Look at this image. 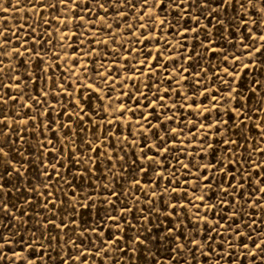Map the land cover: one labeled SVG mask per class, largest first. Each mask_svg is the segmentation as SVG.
<instances>
[{"label":"snow or ice","instance_id":"obj_1","mask_svg":"<svg viewBox=\"0 0 264 264\" xmlns=\"http://www.w3.org/2000/svg\"><path fill=\"white\" fill-rule=\"evenodd\" d=\"M3 2L4 0H0V12L6 11L2 7ZM7 2L11 5V0ZM30 3L39 7L41 16L36 23H28L27 36L21 38L23 28L15 32H6L4 28H0V264H45L46 256L49 260L53 259L48 249L55 251L57 247L71 249L61 256L59 264H88L90 257H99L100 264H105V257L113 259L114 264H129V259L134 261L136 258L135 246H146L148 238L144 236V232L151 231L147 224L158 215L157 201L166 203V207L171 209L166 213L167 218L170 219L173 215L179 218V226H175L170 219L171 226L161 236L162 242L173 245L169 264L173 261L180 264L181 258L184 264H189L188 253L192 254L196 264H200L198 256H203L207 261L214 259L215 264H229L230 261L235 264L241 258L244 264H264V217L260 216L264 212V195H259L264 194V187H253V184L259 185L261 179H264L260 178V171L264 170V166L252 158V153L258 152L264 159V148L259 146L260 141L264 140V128L252 121L251 127L259 135L255 147L246 139L245 132L253 115L256 120H264L259 115L264 111V97L258 98L254 107H248L241 99L239 88L234 87L237 83L235 65L240 63L242 56L251 61L242 65L249 71L264 64V0H30ZM50 11L60 15L49 17ZM111 13L115 14L114 17L110 16ZM161 14L164 19H160ZM169 16L171 20L168 19ZM201 18L207 23L201 24ZM109 19L112 20L111 23ZM237 19L239 24L236 27L244 26L243 32L248 42L238 41L243 44V49L240 55L232 53L231 62L226 51L221 53L224 63L232 64V71H229V67H223L218 72L216 66H211L212 79H208V68L201 67L197 72L191 71L193 62H202L209 53L215 56L221 52L215 46L217 41L213 36L219 35L221 30L228 31L226 21L231 24ZM61 20L63 31L60 27ZM130 20L135 21V28L133 23H129ZM189 20L193 22L191 26L188 24ZM53 24H56L55 41L49 31ZM253 26L260 33L258 36H253ZM37 28L40 29L39 33ZM125 32L128 34L125 40L136 38L135 43L126 44L117 39L120 33ZM149 32L154 35H149ZM157 32L159 34L155 35ZM165 32L173 38H179V47L175 51H179L180 56L169 55L167 60L164 59L165 52L173 51ZM104 35L112 37V42L119 45L117 49H109L116 57L110 64L105 63L109 59V51H105L109 41L103 39ZM141 35L143 39H139ZM232 35H236V32L233 31ZM161 37H164L163 40ZM190 39L194 44L192 47L188 46ZM153 41L162 45V48L148 47ZM137 43L139 48L136 47ZM13 44L18 46L10 48ZM197 46L203 54L197 51ZM21 48L24 49L23 52ZM53 48L58 50L53 51ZM120 49L129 55H121ZM61 52L64 53L62 62L55 63L61 61ZM132 53H136L135 63L131 59ZM49 54L52 62L45 60V56ZM13 57L17 58L20 67L12 63L5 65V59L11 61ZM181 57L184 64L180 63ZM117 61L128 62L125 64ZM169 62H174L173 66L177 68L175 75L170 71ZM45 63L48 64L47 68L44 67ZM63 64H68V69H64ZM56 68H61L60 77L56 75ZM89 68L92 69L91 72ZM77 69L82 71L78 72ZM126 71L132 74L125 76ZM165 72L168 75L164 80L154 79L158 73L163 75ZM70 76L74 80H69ZM145 76L148 77L147 82L142 79ZM86 80H91L92 83H85ZM165 81L169 84L168 88L162 87ZM216 81L227 87H212ZM252 83L254 87L249 89L251 96L247 97L248 104H251V98L256 95L257 89L264 91V82L254 80ZM65 84L72 89L71 92ZM77 84L81 87L77 88ZM117 84L119 94L113 95L118 91ZM185 84L189 86L188 92L181 90V86ZM33 86L35 92L32 90ZM89 90L90 95L85 97L84 92ZM92 94H95L99 106L88 104ZM76 95L80 98L76 99ZM233 95L237 97L235 104ZM61 96L64 97L63 102L60 100ZM125 98L129 104H135V107H129ZM201 98L207 102L203 106ZM52 100L56 103H52ZM21 101L25 102L21 104ZM82 103L86 107H81ZM58 105L60 111L57 113ZM69 107L76 111L69 112ZM93 107L94 113L88 110ZM18 108L21 111H17ZM45 108L48 111H44ZM109 111L111 116H108ZM129 112L131 117H127ZM137 112L139 117L133 120L132 117H137ZM237 112H240L239 116H236ZM189 114L195 117L190 126ZM10 115L12 123L9 122ZM25 116L27 119L23 118ZM57 117L62 122L57 123ZM65 117L66 120L63 119ZM95 117H99V120ZM125 117L132 141L123 135ZM85 119L91 124L87 131L92 134V138L87 140L84 139ZM170 124L178 127H170ZM133 127H136L135 132L132 131ZM73 128L77 131L73 132ZM115 128H119L121 133L119 148L116 147V133L112 131ZM32 129L40 133L35 147L31 144V135L34 134ZM161 131L164 135L160 134ZM234 131L245 140L244 156L237 155L234 151V147H241L233 139ZM149 134L155 138V143H149ZM140 137H143V147L135 143ZM77 139L82 144L72 147ZM193 140L197 141L195 145ZM176 141L181 143L178 145ZM124 142L133 150L140 148L139 152L133 151L135 160L130 159ZM93 143H97L95 148L92 147ZM24 145H28V149H24ZM108 145L113 147L115 161L119 162L122 169L128 163L130 168L145 177L149 171L155 172L152 182L142 184L139 176H133L129 172L133 176L132 188L135 191L129 189L128 193L117 192L114 186L109 190L108 185L121 177L116 172V163L105 151ZM217 145L222 147L223 155H218L221 149ZM189 148L194 151H188ZM77 149L81 152L80 156L76 155ZM121 151L124 156L120 155ZM150 152L154 154L149 155ZM36 156L43 166L39 173L43 191L32 180L24 183L21 188L26 172L29 175L31 173L30 166ZM181 156L187 158L188 163ZM125 157L129 159L125 160ZM196 157L207 162H198ZM66 159L72 160L73 164L81 168L77 175L84 177L94 175V169H99L102 159L108 160L112 175V180H108L105 174L104 179L108 183L102 184L98 193L102 205L107 206L108 215L101 217L103 223L97 221L94 226H85L78 234L76 229L81 226L77 223L76 213L82 208L95 207L96 196L92 192H84L82 196L78 193L79 186H73L76 176L70 181L64 175L65 171L71 175L70 168L65 167ZM171 160H175L176 164H172ZM193 168L196 169L195 172L192 171ZM246 172L248 175H245ZM253 172L257 177L255 180ZM165 180L167 185L163 183ZM225 184L227 187H224ZM57 185H67L71 190V197L67 190ZM177 185L187 186L185 197L188 195L187 189L193 191L192 198H188L186 204L165 201L169 193H174L179 198ZM214 185L218 200L202 207L210 197L196 196L195 191H212ZM13 189L22 197L25 193L35 194L36 200L25 198L23 204H17L10 198L14 195ZM53 189L56 191L53 192ZM104 192H109V196H105ZM137 193L146 198L144 203L147 211L142 212L145 223L136 228V235L131 240L125 241L127 229L133 227L128 215L132 214L136 218L132 202H135V211H142L139 207L140 195ZM122 196L125 199L130 197V203L124 204ZM110 197H114V200ZM85 201L89 203L85 204ZM68 204H72V215H61ZM37 205L47 215L43 222L36 221L39 223V236L33 232L25 240L20 234L21 229L27 231L28 221L33 219L28 207ZM189 207L195 210L191 214L188 212ZM13 208L16 211H12ZM58 208L59 213L56 211ZM225 208L228 210L226 213ZM181 209H184L183 215ZM190 215H195L197 219H189L185 224V216ZM189 224L192 226L191 235ZM117 230L123 235L117 236ZM73 235H77V239H72ZM41 237L46 241L47 248ZM86 240L92 241L87 247L94 248V252L81 247ZM97 240L99 244L96 243ZM34 245L39 247V252ZM18 248L22 250L18 251ZM121 255L125 257L123 262L120 260ZM153 260L155 264H161L160 258L155 254Z\"/></svg>","mask_w":264,"mask_h":264},{"label":"rangeland","instance_id":"obj_2","mask_svg":"<svg viewBox=\"0 0 264 264\" xmlns=\"http://www.w3.org/2000/svg\"><path fill=\"white\" fill-rule=\"evenodd\" d=\"M53 2H55V0H53ZM2 7L4 9H6L5 12H0V28H4V30L6 32H15L17 29L23 28V31L20 33L21 38L23 39V37L27 36L29 28H28V23H36L37 21H39L40 16H41V12L39 10L38 6H34L30 3V0H11V5H9V3L7 2V0H4ZM72 7H75V5H72ZM32 9V11H29V9ZM243 11V9H241V12ZM55 15H60V13H55V12H49L48 16H55ZM114 13H111L110 16L114 17ZM232 15H235V13H232ZM253 15H255V12L253 11ZM164 15L161 14L160 15V19H164ZM169 20H171V17H168ZM109 22L111 23L112 20L109 19ZM147 22V20H146ZM249 22L251 23V14L249 15ZM129 23H133V27L135 28V21L134 20H130ZM192 21L189 20L188 24L191 26L192 25ZM207 23V21H205L203 18H201V24ZM239 24V20L237 19L235 22L229 24L225 23V27L228 29V31H224L221 30L219 35H215L213 36V39L217 41L216 43V47L221 49V52H218L215 56H213L211 53H209L205 59L202 62H193L192 66H191V71L193 72H197L200 70L201 67L203 68H208L209 72H208V79H212V67L211 66H216V71H221V69L223 67H229V71H232V64L228 63L225 64L224 61L221 58V53L223 51H226L228 54V60L229 62L232 61V53H236L237 55H240L241 50L243 49V44L239 43L238 41H243L245 43H247V38L244 35L243 32V25H241L239 28L236 27V25ZM60 27L63 29V20H61L60 22ZM115 27V25H114ZM126 27V25H125ZM177 27H179V25H177ZM55 28H56V24H53V27L51 29H49V31L52 32L53 34V39L55 41V37H56V32H55ZM117 32H119V29H116ZM40 29L37 28V32L39 33ZM137 31H143L141 29H137ZM235 31L236 35H232V32ZM213 32L215 33V29H213ZM149 35H154L153 33L149 32ZM159 33H155V35H158ZM253 36H258L260 33L258 31L255 30V27L253 26ZM128 35L126 32L125 33H120L119 36L117 37L118 40H120L123 43L126 44H133L135 43L136 38H132L129 40H125V36ZM165 35L167 36V38L171 41V44L173 46V51L172 52H165L164 53V59L167 60V57L169 55H174V56H180V52L179 51H175L176 48L179 47L177 41L179 38H173L172 36L168 35L167 32H165ZM164 37H161V40H163ZM103 39H106L109 41V46L108 48H105V51H109V49H117L119 48V45L116 43L112 42V37L108 36V35H104ZM139 39H143V36L141 35L139 37ZM13 40H15V37H13ZM65 43H67V38H65ZM205 43H207V41H205ZM233 45H235V47H233ZM18 46V44H13L11 47H16ZM188 46L192 47L194 46L193 41L190 39L188 42ZM136 47L139 48L140 45L137 43ZM148 47L155 49L156 47H161L162 45H157L155 41H153L152 44H149ZM58 50L57 48H53V51ZM24 49L21 48V52H23ZM197 51H200L201 54H203L202 50L199 49V47L197 46ZM69 54H71V49H69ZM120 54L127 56L129 55L127 52H125L123 49H120ZM155 54V53H154ZM64 57V53L61 52V61H56L55 63H61ZM20 59H23V57H21ZM132 62L135 63L137 57H136V53H132L131 56ZM45 60L52 62L51 61V55L49 54L48 56H45ZM116 60V57L112 55L111 51H109V59L108 61H105V63L110 64L111 61ZM84 61H81V63H83ZM118 63H127L128 61H117ZM12 63L14 66L16 67H20V64L17 60V58L13 57V59L11 61H9L8 59H5V65ZM174 62H169V68L170 71L173 73V75H175L177 73V68L175 66H173ZM180 63L184 64L185 61L183 60V57H181L180 59ZM245 63H251L250 60H246L243 56L241 57L240 63L235 65L236 68V81L237 83L234 85V87L239 88L240 90V94H241V99L244 101V103L246 104V106L248 107H254L257 103H258V98L260 97H264V91H260L257 89L256 95L252 96L251 98V104H248L247 101V97L251 96V92L249 91V89L253 88V81L254 80H260L261 82H264V64H260L259 68L253 67L250 71L248 69H245L242 65ZM257 63L259 64L260 62L257 61ZM187 66V65H186ZM44 67H48V64L45 63ZM62 67L64 69H68L69 65L68 64H63ZM77 71H82V69H77ZM92 69L89 68V72H91ZM19 74V73H18ZM51 74V73H49ZM62 74L61 68H56V75L57 77H60ZM132 73L130 72H125V76H130ZM137 75H139V73H137ZM168 73L165 72L163 75H160L159 73L157 74V76L154 79L157 80H164V77L167 76ZM83 79V78H81ZM142 79H144L146 82L148 81V77H143ZM225 79H229L228 77H225ZM69 80H74L73 77H69ZM9 83H11V81H8ZM61 83H64L63 80L60 81ZM85 83H92L91 80H86ZM139 83V82H138ZM65 87L68 88V85L65 84ZM77 88H80L81 85L77 84L76 85ZM162 87L164 88H168L169 84L167 81H165V83L162 85ZM212 87H221V88H225L227 87L226 85H221L219 81H216V84L213 85ZM117 89L118 91L116 93H113V95H118L119 94V84H117ZM33 92H35V87L33 86ZM56 91H59V89H55ZM126 90H130V89H126ZM181 90L184 92H188L189 91V86L188 85H182L181 86ZM68 91H72L71 88H68ZM145 91H147V89H145ZM37 95L39 93H36ZM90 95V90L89 91H85L84 92V96L88 97ZM101 95H103V92H101ZM175 97V93L173 94ZM79 95H76V99H79ZM51 100V98H49ZM237 97L235 95H233V104H235ZM61 102H63L64 97L61 96L60 97ZM26 101V98H25ZM25 101H21V104H23ZM28 103H31V101H27ZM52 103H56V101L52 100ZM125 103L128 104L129 107H135V104H129V102L127 101V99L125 98ZM168 103L170 104L171 101H168ZM207 102L201 98V104L202 106L205 105ZM88 104L90 105H94V106H99V102L96 100V96L95 94L91 95V99L88 100ZM210 106V105H209ZM81 107H86V105L84 103L81 104ZM193 107H195V105H193ZM224 107H227L226 105ZM89 111H93L94 113V107L91 109H88ZM17 111H21V109H17ZM35 111V109H34ZM44 111H48L47 108L44 109ZM60 111V106L58 105L56 108V112L58 113ZM76 109L73 107H69V112H75ZM112 113L111 111H109L108 116H111ZM168 115H172V113H168ZM215 114H213L214 116ZM240 112L236 113V116H239ZM259 115L261 117H264V111L260 112ZM132 114L131 112H129L127 114V117H131ZM127 117H125V130L123 132V135L128 136V140L132 141V136H130L128 134L127 131ZM139 117V112H137V117H132L133 120H135L136 118ZM19 118V117H17ZM25 119H27V117H23ZM97 120H99V117H95ZM226 118V117H225ZM63 119H67L66 117ZM195 119L194 116H192L191 114L188 115V123L189 126L191 125V121ZM252 121H255L257 124L260 125L261 128H264V120H256V116L253 115L252 116V120L249 121V128L247 130H245L246 132V139L252 142V146L255 147L256 146V140L259 139V135L253 131L251 124ZM9 122L12 123V118L11 115L9 116ZM62 122V120L57 117V123ZM45 123H47V120H45ZM155 123V121H154ZM231 123V121H230ZM39 125H37L38 127ZM170 127H178V125H169ZM83 127L86 129L85 134H84V139H91L92 138V134L91 132H88L87 129L91 127L90 122L85 119L84 125ZM138 127V126H137ZM241 129H243V126L241 125ZM77 129L73 128V132H76ZM113 132L116 133L117 136V144L116 147L119 148L120 146V140H121V133L119 131V128H115L112 129ZM133 132L136 131V127H133L132 129ZM32 132L34 134L31 135V144L33 147L36 146V139L37 136H40V133L38 131H36V129H32ZM161 135H164V132L161 131L160 133ZM61 135H63V132L61 133ZM137 135L139 136V133H137ZM143 139V137H140V139L135 140L136 144H139L140 147H143V144L141 143V140ZM233 139H236L241 147L240 148H235L234 147V151L237 155L240 156H244L245 152H244V144H245V140H242L240 138L239 135L236 134V132H233ZM148 141L149 143H155V138L149 134L148 135ZM98 143V142H97ZM97 143H93L92 147H96ZM180 141H176V144H180ZM184 143H187V140L185 139ZM197 143L196 140H193V145H195ZM82 141L80 139L76 140V144L72 145V147H76V145H81ZM260 147L264 148V140L260 141ZM57 147H59V145H57ZM124 148L126 151L129 152L130 154V159L135 160L136 157L133 154V151L135 152H139L140 148H136L135 150H133L132 148H130L128 146L127 142H124ZM218 149H221V151L218 153V155H223V151H222V147L220 145H217ZM24 149H28V145H24ZM105 151L107 152V154L109 156L112 157L113 162L116 163V172L118 174V176H120L121 178L117 181V180H113L112 184L108 185L109 190L112 189V187H115V190L117 192H125L128 193L129 189H132V191H135V189L132 188L133 185V176H139L141 183L142 184H150L153 180V177L156 175L155 172H151L149 171L147 177H145L142 173H138L135 172L133 168L129 167L128 163L124 164L123 169L120 167L119 162L115 161V156L113 155V147L111 145L106 146ZM188 151H194L193 148H189ZM27 155V152L25 153ZM154 153H149V155H153ZM33 155L35 156V153H33ZM77 156L81 155V152L79 149H77ZM121 156H124V152L121 151L120 152ZM65 156H67V154L65 153ZM142 157V154H141ZM211 157V153H209V158ZM181 159L184 160L185 163H188V159L185 158L184 156L180 157ZM252 158L253 160L257 161L258 163H261L262 166H264V159H262V157L260 156V154L258 152H253L252 153ZM129 157H125V160H128ZM169 159H171V157H169ZM196 160L198 162H207L205 161H201L200 157H196ZM13 163H15V161H13ZM172 164H176L175 160H171ZM19 166V165H17ZM145 166H147V164H145ZM247 167V165H245ZM28 167V166H26ZM31 167V173L30 175L26 172L25 178H24V182L21 184V188H23V184L27 183L29 180H32L33 182H35L36 186L43 191V187L40 183L41 177L39 175L41 168L43 167L42 165L39 164V157L36 156V159L33 161ZM65 167L66 168H70L71 170V175H69V173L67 171L64 172V175L68 178V180H73V177L76 176V179L74 181V187H77V191L78 193L82 196L84 192H92L94 196H96V206L95 207H86V208H82L79 209L78 212L76 213V215L78 216V221L77 223L81 226L80 228L76 229L77 234L83 230V228L85 226H94L96 224L97 221H99L100 223H103V221L101 220L102 216H106L108 215V211L106 210L105 205H102V202L99 198V191L101 189V185L102 184H107L108 180H112V175L111 172L109 171L110 165H109V161L108 160H103L102 159V163L100 164L99 169H94V175L91 176H78L77 172L79 170H82L81 168H78L77 165L73 164L72 160H65ZM125 169L127 171H125ZM50 170V169H49ZM193 172L196 171L195 168L192 169ZM251 171V169H250ZM129 172L133 173V176L129 175ZM105 174H107L108 176V180L104 179ZM183 169H181V176L180 179H183ZM165 175L167 176V172H165ZM245 175H248V173L246 172ZM260 178H264V170L260 171ZM219 179V178H218ZM257 179V177L255 176V173L253 172V180ZM15 183V181H13ZM165 185H167V180H165L163 182ZM264 187V179H261V183L259 185L253 184V187ZM57 187L62 188L63 190H67L68 191V195L69 197H71V190H69L67 188V185H57ZM177 187L179 188V192H180V196L179 198L176 197V194L174 193H169L168 196L165 197V201H172L174 203L178 202L180 204H186L187 203V199L188 198H192L193 196V191L192 189H187L188 195L187 197L184 196V192L187 186H183V185H177ZM224 187H227V185L225 184ZM192 188H195V185L192 186ZM93 189H95L96 191L94 192ZM56 189H53V192H55ZM159 191V189H158ZM13 193L14 195L12 197H10L11 199H14L15 203L17 204H23L24 203V199H31L33 201L36 200L35 194L32 193H25V195L22 197L20 196V194L18 192L15 191V189H13ZM60 195H63V191L60 193ZM105 196H109V192H104ZM137 195H140V205L139 207L141 208L142 211H135V202H132L134 205V213H135V219L133 218L132 214L128 215V219L130 221H132V225L133 227H129L127 229V236L124 237L125 241H129L131 240L135 235H136V228H140V226L142 224L145 223L144 221V216L142 215V212H146L147 211V205L144 203L145 201V197L139 193H137ZM195 195L199 196V195H205L206 197H210L209 200H207L205 202L204 205H202V207H207V205L209 203H215L218 200V195L216 194V190H215V185L213 186V190L212 191H208V190H199L197 189L195 191ZM259 195H264V194H259ZM111 199L114 200V197H110ZM53 199H55V196L53 197ZM239 199V197H238ZM121 200L123 201L124 204H129L130 203V197L129 199H125L123 196L121 197ZM88 201H85V204H88ZM11 207V205L9 206ZM49 208H51V206H49ZM157 208H158V215L155 216V218L152 220L151 223L147 224V228L150 229L151 231H145L144 232V236H147V242H146V246H140L137 245L136 247V258L134 261H132L131 259H129V264H155V261L153 260V255L155 254L156 256H158L161 260V264H169V257H170V250L172 249L173 245L170 242H162L161 241V236L166 234V228L171 226L170 225V219L175 223V226H179V218L176 217L175 215H173L170 219L166 217V213L170 212L171 209L166 207V203H162V202H158L157 201ZM72 209V204H68L65 212L64 213H60L61 215H72L71 212ZM12 211H16V209H11ZM28 211L32 214L33 219L32 221H28L27 224V228L28 230L25 231V229H21V235H23L25 237V240H27L32 234L33 232H36V235L39 236V232L37 231V229L39 228V223H37V220H40L41 222H43V218L47 215L46 212L43 211V209L40 206H35V207H28ZM56 211L59 213V208L56 209ZM195 210L192 209L191 207L188 208V212L191 214L192 212H194ZM225 213L228 211L227 208L224 209ZM249 211H251V209H249ZM113 215H115V213H112ZM181 214H184V209H181ZM17 215H19V213H17ZM261 217H264V212L260 213ZM191 219L193 221H195L197 219V217L195 215H190V216H185L184 219V223L187 224L188 220ZM211 219V217H210ZM59 221H57L58 223ZM109 226L111 227V222H109ZM189 228V235H191V229L192 226L189 224L188 225ZM201 231H203V229L201 228ZM53 235H55V232L52 233ZM5 235H7V233H5ZM116 235L117 236H121L123 235L122 232H120L119 230L116 231ZM105 238L107 239V234L105 236ZM17 239H19V237H17ZM41 241L44 244V247L47 248V243L46 241H44V238L41 237L40 238ZM72 239H77V235H73ZM141 239H143V236L141 237ZM92 241L91 240H86L85 244H82L81 247L86 248L89 252H94V248H88L87 245L91 244ZM97 244H99V241H96ZM125 248L128 247L127 243H125ZM34 247H37V251L39 252V247L37 245H34ZM157 249H159V251H157ZM18 251H21V248L17 249ZM71 249L69 247H57L55 251L48 249L49 254L53 257L52 260H49L47 258V256L45 257V264H59V261L61 259V256L64 253H67L68 251H70ZM58 253L60 255H58ZM239 254V253H237ZM27 255V253H26ZM116 253H113V256H115ZM129 256H131V253H129ZM199 260H200V264H215V260H211V261H207L204 259L203 256H198ZM125 259V257L123 255L120 256V260L121 262H123ZM187 259L189 264H196V261L193 260L192 258V254L188 253L187 254ZM105 264H114L113 259L105 257ZM88 264H100V259L99 257H96L95 259H93L92 257H90ZM172 264H175V262L173 261ZM180 264H184V260L181 258L180 259ZM221 264H224V262H221ZM229 264H232V262L230 261ZM235 264H244V260L241 258L239 260H237L235 262Z\"/></svg>","mask_w":264,"mask_h":264}]
</instances>
